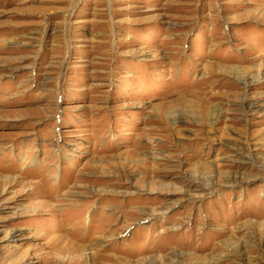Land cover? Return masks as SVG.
<instances>
[{"label": "rangeland", "instance_id": "obj_1", "mask_svg": "<svg viewBox=\"0 0 264 264\" xmlns=\"http://www.w3.org/2000/svg\"><path fill=\"white\" fill-rule=\"evenodd\" d=\"M0 264H264V0H0Z\"/></svg>", "mask_w": 264, "mask_h": 264}]
</instances>
